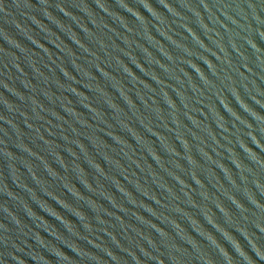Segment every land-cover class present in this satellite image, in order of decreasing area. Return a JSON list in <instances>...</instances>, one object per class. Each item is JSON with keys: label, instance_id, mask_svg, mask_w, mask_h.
Returning a JSON list of instances; mask_svg holds the SVG:
<instances>
[{"label": "water", "instance_id": "1", "mask_svg": "<svg viewBox=\"0 0 264 264\" xmlns=\"http://www.w3.org/2000/svg\"><path fill=\"white\" fill-rule=\"evenodd\" d=\"M0 264H264V0H0Z\"/></svg>", "mask_w": 264, "mask_h": 264}]
</instances>
